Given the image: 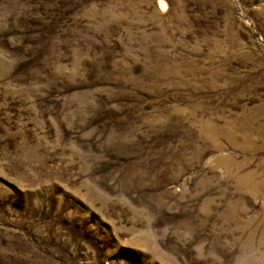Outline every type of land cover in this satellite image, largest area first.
Returning <instances> with one entry per match:
<instances>
[{"label": "rangeland", "instance_id": "obj_1", "mask_svg": "<svg viewBox=\"0 0 264 264\" xmlns=\"http://www.w3.org/2000/svg\"><path fill=\"white\" fill-rule=\"evenodd\" d=\"M0 264H264V0H0Z\"/></svg>", "mask_w": 264, "mask_h": 264}]
</instances>
